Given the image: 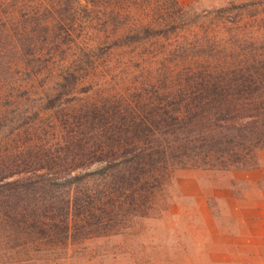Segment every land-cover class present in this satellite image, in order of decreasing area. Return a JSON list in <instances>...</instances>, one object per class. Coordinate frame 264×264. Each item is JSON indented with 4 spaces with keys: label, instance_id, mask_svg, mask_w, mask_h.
Here are the masks:
<instances>
[{
    "label": "trees",
    "instance_id": "16d2710c",
    "mask_svg": "<svg viewBox=\"0 0 264 264\" xmlns=\"http://www.w3.org/2000/svg\"><path fill=\"white\" fill-rule=\"evenodd\" d=\"M242 9L225 19L177 0H0L1 253L50 257L145 213L175 167L252 160L264 147V48L245 34L260 15ZM220 20L239 53L198 61L218 48ZM100 47L141 70L175 57L160 65L180 73L84 101L74 89L96 64L80 57Z\"/></svg>",
    "mask_w": 264,
    "mask_h": 264
},
{
    "label": "rangeland",
    "instance_id": "374dc122",
    "mask_svg": "<svg viewBox=\"0 0 264 264\" xmlns=\"http://www.w3.org/2000/svg\"><path fill=\"white\" fill-rule=\"evenodd\" d=\"M177 2L197 14L224 8L231 13L225 19L235 15L237 8H244L240 12L249 19L259 14V20L247 23L249 33L245 34L264 48V0ZM220 21L218 48L212 51L201 48L198 61L208 55L220 59L223 54L231 57L239 53L237 38L230 37V25ZM241 38L246 42L244 34ZM244 44L242 48L249 49L250 43ZM75 50L68 51L72 61L78 59ZM125 58L126 54L120 51L109 54L104 47L81 54V63L90 67L93 60L96 66L80 71L82 78L74 89L76 97L87 101L123 92L146 79L163 85L169 71L180 73L179 69L167 71L160 65L175 57L146 59L143 70L134 62L121 65ZM38 91L34 88V93ZM261 246H264V147L257 149L246 165L225 169L175 167L150 208L127 218L115 231L68 240L55 255L35 260H28L30 255L26 253L0 252V264H264Z\"/></svg>",
    "mask_w": 264,
    "mask_h": 264
},
{
    "label": "crops",
    "instance_id": "0c3cea01",
    "mask_svg": "<svg viewBox=\"0 0 264 264\" xmlns=\"http://www.w3.org/2000/svg\"><path fill=\"white\" fill-rule=\"evenodd\" d=\"M262 247V249H261V253H262V255L264 256V246H261Z\"/></svg>",
    "mask_w": 264,
    "mask_h": 264
}]
</instances>
